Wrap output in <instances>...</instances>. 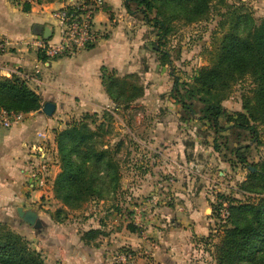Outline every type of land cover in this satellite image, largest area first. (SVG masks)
<instances>
[{"label":"rangeland","instance_id":"374dc122","mask_svg":"<svg viewBox=\"0 0 264 264\" xmlns=\"http://www.w3.org/2000/svg\"><path fill=\"white\" fill-rule=\"evenodd\" d=\"M129 4L131 12H124L123 8L114 12L111 26L116 28L114 36L118 41L132 52L131 64L137 71L131 73L138 75L142 94L126 107L73 116L63 127L73 121H85L96 130L103 124L102 131L107 130L103 139L113 147L118 145V189L106 191L104 199L89 200L76 208L54 197H43L40 203H31L32 209H26L38 214L41 225L35 228L22 220L15 209L20 204L17 197L29 193H24L22 186H3L15 198L8 199L5 192H0V229L21 236L30 249L42 254L45 264H92L91 253L94 264H162L153 253L157 242L161 245L168 239L158 238L152 230L157 228L162 233L167 229L169 237L168 219L161 218L166 223H153V212L158 210L160 219L163 207L172 213L181 207L184 216L190 218L191 206H210L208 232L190 236L182 251L185 264H216L213 251L222 222L213 208L221 202L238 204L257 194L264 195L259 186L262 182L248 179L253 172L250 167L259 168L264 162V125L249 121L255 132L237 126L218 131L197 116L186 115L173 98L172 89L175 80L191 85L200 68L211 66L221 35L231 25L229 13L234 6L239 7L237 13L247 12L258 21L264 17V0H211L209 9L192 21L180 9L171 7L172 11L157 15L166 20L165 34L146 23L132 1ZM187 10L191 12V7ZM155 16L153 10L149 18L154 20ZM102 32L109 31L106 28ZM185 88L183 85L181 92ZM252 88L251 77L245 75L223 93L221 105L232 116L231 122L237 113L248 117L243 103L251 97ZM187 102L196 108L201 105L197 100ZM104 112L111 113V117L104 116ZM219 126H226L224 118ZM156 136L161 140L157 148H177L174 159L183 166L179 176L175 162L163 161L149 149L147 141ZM172 178L180 182L174 186ZM153 198L156 203H152ZM91 229L100 233L91 234L92 239L86 240L84 233ZM121 256L126 260H121Z\"/></svg>","mask_w":264,"mask_h":264},{"label":"trees","instance_id":"16d2710c","mask_svg":"<svg viewBox=\"0 0 264 264\" xmlns=\"http://www.w3.org/2000/svg\"><path fill=\"white\" fill-rule=\"evenodd\" d=\"M62 0H36L37 3ZM130 1L141 12L146 23L157 26L161 34L168 31L166 20L157 15L180 9L190 21L196 15L209 9L211 0H126L125 8L130 11ZM191 7V12L187 9ZM234 6L230 11V27L224 31L210 67L200 68L191 85L178 80L173 84V98L181 105L188 116H197L211 124L216 130L233 126L255 132L254 124L264 125V17L255 21L247 12L242 13ZM156 11L154 20L149 15ZM195 10V13H192ZM178 12L179 10H174ZM131 12V11H130ZM179 13V12H178ZM250 76L253 83L251 97H246L243 108L248 117L237 113L231 122L221 105L223 93L244 76ZM101 82L105 92L114 103V109L126 107L138 98L143 88L135 73L118 75L113 68L101 67ZM185 86L184 92L181 87ZM191 100H197L196 105ZM41 98L19 78H0V107L6 110L29 113L40 109ZM104 111V110H103ZM88 113V112H87ZM89 115V114H87ZM92 114L89 115V117ZM111 117V113L104 112ZM224 118L226 126L220 127ZM240 120V121H239ZM92 122V121H91ZM103 124L96 130L85 122L73 121L56 132L55 142L60 171L53 184V196L61 203L79 207L83 202L104 199L108 192H114L119 186V164L115 157L118 145L103 139ZM101 133V134H99ZM99 139H97V138ZM238 148L235 155H238ZM248 179H259L264 194V162L259 168L253 167ZM251 169V168H250ZM257 200V201H255ZM213 208L219 217V207ZM227 217L222 222L218 241L214 244L216 264H264V195L247 199L244 203L227 204ZM212 209V210H213ZM100 233L89 230L84 233L86 240L91 234ZM0 264H45L40 252L30 249L27 242L18 234L8 229H0Z\"/></svg>","mask_w":264,"mask_h":264},{"label":"crops","instance_id":"0c3cea01","mask_svg":"<svg viewBox=\"0 0 264 264\" xmlns=\"http://www.w3.org/2000/svg\"><path fill=\"white\" fill-rule=\"evenodd\" d=\"M70 1L37 3L36 0H0V36L8 40L7 50L0 54V78L16 77L24 81L40 96L42 104L40 109L26 113L22 122L0 130V192L1 194L5 192L8 199H14L15 197L9 194L10 190L3 186H22L24 193H29L28 196L17 197L20 204L15 206L16 211L18 207L24 210L32 209L34 205L31 203L38 200L40 203L43 197L47 199L54 197L53 184L60 171L55 142L57 130L62 129L66 121L73 116L114 109V103L101 82V67L113 68L118 75L137 71L131 64L134 62H132L133 55L130 48L126 49L122 41H118L114 36L116 28L111 26L114 12L118 13L122 8L124 12L127 11L126 0H105L104 8L96 16V20L101 30L105 31L107 28L108 34L103 32L96 44L76 56L47 58L42 52L28 45L35 37L44 38V27H48L52 33L54 21L50 16V10ZM120 13L123 14V12ZM110 31L113 33L111 34ZM35 70H38L36 81H26L17 73H34ZM48 103L53 106L51 111L48 109L50 113L44 110L45 104ZM38 132H44L48 138L49 158L43 167L44 186H38L32 178L33 170L39 169L41 163L38 153L33 148L34 145L41 143ZM147 143H149V149L155 152V157H161L163 161L172 160L179 166L175 168L176 175L179 176L183 166L176 161V158L174 159L178 155L174 152L177 148L173 145L164 149L157 148L161 143L159 136L153 137V140H148ZM167 143L170 146L171 142L167 140ZM193 165L194 163L191 164ZM7 177L8 180L3 181L2 178ZM170 180L173 181L174 186L180 182L176 178ZM190 208V218L184 216L185 213L182 212L181 207L173 213L168 207H163L160 211L162 212L160 219L159 211L153 212L151 219L153 223L159 220L166 223V220L161 218L168 219L170 235L168 237L166 234L167 229L162 233H158L157 228L152 230L158 238L164 236L168 239L161 245L157 242V250L153 254L158 262L185 264V251L183 252L182 248H187L186 240L190 236L205 235L208 232L210 220L208 214L211 207L200 209L191 206ZM7 211L9 213L10 209ZM93 254L91 253L90 261L92 264L95 258Z\"/></svg>","mask_w":264,"mask_h":264},{"label":"built area","instance_id":"2783aa9c","mask_svg":"<svg viewBox=\"0 0 264 264\" xmlns=\"http://www.w3.org/2000/svg\"><path fill=\"white\" fill-rule=\"evenodd\" d=\"M105 0H71L70 2L50 10V16L54 21L52 33L49 38L35 37L28 45L42 52L47 58L73 57L80 52L89 49L102 37L103 32L98 26L96 16L103 10ZM8 40L0 36V54L7 50ZM26 81H36V74L17 72ZM8 75V74H6ZM26 113L21 111L6 110L0 107V130L8 129L22 122ZM41 143L33 146L38 153L40 166L32 172V178L38 186L45 185L43 167L48 157L47 135L38 132ZM152 203H156L153 198ZM228 205L221 202L219 216L221 220L227 217ZM126 260L125 256L120 257Z\"/></svg>","mask_w":264,"mask_h":264},{"label":"water","instance_id":"95a60500","mask_svg":"<svg viewBox=\"0 0 264 264\" xmlns=\"http://www.w3.org/2000/svg\"><path fill=\"white\" fill-rule=\"evenodd\" d=\"M43 36L46 39L51 36V31L49 30L48 27H44ZM48 109H50V111L53 109V106L51 104H49V103L45 104L44 110L46 112H48L49 111ZM50 111L48 113H50ZM250 168H251V170H254L253 167H250ZM17 214L26 223H28L30 225H33L35 228L40 227L41 222H40V219L38 217V214L35 211H33V210H24L22 207H18L17 208Z\"/></svg>","mask_w":264,"mask_h":264}]
</instances>
